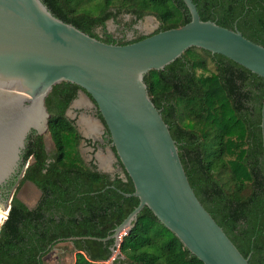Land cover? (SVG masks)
I'll return each instance as SVG.
<instances>
[{"label": "trees", "instance_id": "1", "mask_svg": "<svg viewBox=\"0 0 264 264\" xmlns=\"http://www.w3.org/2000/svg\"><path fill=\"white\" fill-rule=\"evenodd\" d=\"M193 1L202 20L237 27L264 46V0ZM43 2L63 21L106 43L119 38L120 45L148 35L127 39L123 31L116 37L107 29L109 20L130 17L127 25L137 32L135 23L153 15L159 26L150 35L191 20L183 0ZM145 81L196 195L249 263L264 264V78L221 54L192 47L164 69L151 70ZM80 89L62 82L46 99L53 151L42 135L28 138L23 160L30 163L0 231V264H44L51 247L72 237H80L71 242L74 264H99L112 255L114 240L82 237H107L139 204V198L124 195L133 193L134 185L120 160L123 176L84 162L82 136L66 116ZM25 182L42 192L32 208L18 197ZM119 251L115 264H204L148 207L122 237Z\"/></svg>", "mask_w": 264, "mask_h": 264}, {"label": "water", "instance_id": "2", "mask_svg": "<svg viewBox=\"0 0 264 264\" xmlns=\"http://www.w3.org/2000/svg\"><path fill=\"white\" fill-rule=\"evenodd\" d=\"M183 1L191 16L188 23L120 45L63 21L43 0H0V189L13 180L0 200V231L29 165L23 160L28 138L33 132H49L46 99L55 85L71 82L101 113L134 185V192L124 195L139 198L138 206L107 237L82 238L113 239L115 252L148 207L204 264H250L196 195L169 125L149 95L145 75L197 47L264 78V46L237 27L202 20L194 1ZM261 128L264 139V98Z\"/></svg>", "mask_w": 264, "mask_h": 264}, {"label": "rangeland", "instance_id": "3", "mask_svg": "<svg viewBox=\"0 0 264 264\" xmlns=\"http://www.w3.org/2000/svg\"><path fill=\"white\" fill-rule=\"evenodd\" d=\"M130 17H124L122 16L120 18V23H115L113 20H109L107 22V29L110 33H113L114 36H120L123 34V31L126 35L127 39H132L135 37V34H142V33H150L154 32L157 27L159 26L158 19L153 15H146L141 20L137 21L134 25V29L137 30L135 32L134 30L129 29L127 25V21H129ZM100 31V29H98ZM81 95L84 97L86 93H82ZM72 111H70L71 113ZM79 115L80 113L77 112ZM76 114V115H77ZM81 116H84V114H81ZM100 123L101 121L98 120ZM88 128V124H84L82 127L83 129ZM87 131V130H86ZM45 145L47 147L48 151H53L55 149L54 143L51 139V136L49 132H46L44 135ZM92 147L89 146H79V151L84 159L85 163L88 164L90 159L94 158V155L98 157L99 159V166L98 169L104 172H115L116 170H119L118 167L115 165V157L111 154V149L108 147H101L99 150H95ZM95 151V152H94ZM108 160V161H106ZM106 161V162H105ZM18 186V185H17ZM39 191L36 189V187L31 184L30 182H25L18 190V197L24 201L28 206H34L39 198ZM75 255L76 250L71 242H60L56 246H54L53 250H51L45 257H44V264H74L75 262Z\"/></svg>", "mask_w": 264, "mask_h": 264}, {"label": "flooded vegetation", "instance_id": "4", "mask_svg": "<svg viewBox=\"0 0 264 264\" xmlns=\"http://www.w3.org/2000/svg\"><path fill=\"white\" fill-rule=\"evenodd\" d=\"M151 33L152 32L142 33V34L143 35H150ZM115 42L118 43L119 38H116ZM81 92L85 93L82 89H80L77 97L72 101L68 110L66 111V116L70 120H72V122L74 123L77 130L80 132V134L82 136L79 146H82V145L89 146V147H92L93 149H95L96 151L99 150L101 147H103V148L109 147L113 151V153L111 152V154L115 157V161H113V162H115V165L118 167L119 170H116L113 173H111L109 171H107V172L110 173L112 176H114L115 173L120 172L121 175L123 176L124 175L123 169L121 168V166L119 164V158H118L116 152L114 151L115 148L112 146L111 140L109 141V138L111 139L110 133L109 134L107 133L109 131L105 125V122L101 116L100 111H99L95 101L90 96H88L87 94L83 97L81 95ZM70 111H72V112L70 113ZM77 112H79L80 114L78 115ZM81 114H84V116H81ZM98 120H100L101 123ZM84 124H88V128L83 129L84 131L81 132ZM35 135H39V134H37L35 132ZM93 155H94V158L90 159V161L87 165H91L94 163L97 166H99L98 165L99 164L98 157L95 156V154H93ZM106 161H108V160H106ZM29 163H30V160H29ZM103 171H106V170L103 169ZM31 184H33V183H31ZM9 186H10L9 184H6L0 189V200H4L5 197L7 196V193L9 191ZM34 186L39 191V194H40L39 198H38V200H39L41 195H42V192L40 191V189L36 185H34ZM38 200H37V202H38ZM37 202H36V204H37ZM34 206H32V207H34ZM29 207L32 208L31 206H29Z\"/></svg>", "mask_w": 264, "mask_h": 264}, {"label": "built area", "instance_id": "5", "mask_svg": "<svg viewBox=\"0 0 264 264\" xmlns=\"http://www.w3.org/2000/svg\"><path fill=\"white\" fill-rule=\"evenodd\" d=\"M124 235H126V234H124ZM124 235H123V236H124ZM121 240H122V238H121ZM120 243H121V241H120L119 244L116 246V251L113 252L112 255H111L108 259H106V260H101V261H99L98 263H99V264H115V261L117 260L118 255H119V253H120V251H119Z\"/></svg>", "mask_w": 264, "mask_h": 264}, {"label": "bare ground", "instance_id": "6", "mask_svg": "<svg viewBox=\"0 0 264 264\" xmlns=\"http://www.w3.org/2000/svg\"><path fill=\"white\" fill-rule=\"evenodd\" d=\"M6 213H7V211L6 210H3V213H2V216L1 217L5 219Z\"/></svg>", "mask_w": 264, "mask_h": 264}]
</instances>
